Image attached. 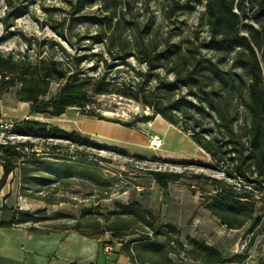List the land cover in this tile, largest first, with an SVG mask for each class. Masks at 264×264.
Returning <instances> with one entry per match:
<instances>
[{"label": "trees", "instance_id": "trees-1", "mask_svg": "<svg viewBox=\"0 0 264 264\" xmlns=\"http://www.w3.org/2000/svg\"><path fill=\"white\" fill-rule=\"evenodd\" d=\"M84 1L77 0L73 13L84 8ZM5 4L0 22L7 30L23 10L12 6L10 0ZM203 14L208 39L198 44L168 38L157 41L147 38L144 28L135 27L132 32L119 22L102 20L95 22L94 31L84 32L75 31L64 19L50 21L47 26L52 37L18 32L24 50H0V94L13 92L17 100L29 104L30 113L51 118L60 117L70 107L85 111L93 103L92 96L115 95L148 108L154 116L188 134L227 179L185 171L147 170L146 174L161 192L172 183L191 186L187 181L204 180L213 194L202 198L203 207L227 229H240L249 222L245 230L248 247L264 230V213L258 214L255 204L264 199V0H256L248 9L241 0H205ZM97 44L101 48L96 49ZM233 48L232 62L237 70L225 69L219 58L202 53V49ZM234 101L246 112L242 126L237 124ZM91 116L98 114L91 112ZM7 134L91 145L76 132L49 128L30 119L14 122ZM21 147L20 143L0 142V189L18 166ZM45 156L54 160L43 162L44 167L32 174V182L48 184L56 182L57 176L71 175L69 161L76 159L54 151ZM30 180L23 175L21 181L27 184ZM31 197L46 205L69 201L49 193ZM94 207L98 214V206ZM115 207L102 218L92 217L91 207L82 208L78 217L58 211L47 214L46 206L31 211L17 209L4 226L30 223L28 229L34 233H77L98 240L102 247L101 237L109 233L118 253L139 264H175L169 254L178 258L182 254L181 259L197 264L242 263L247 258L246 253L225 256L215 246L191 236L185 238L184 248L178 240L179 231L169 223H158L149 208L137 202L116 203ZM127 216L132 219L122 218ZM132 224L142 225L150 233L130 238L137 232Z\"/></svg>", "mask_w": 264, "mask_h": 264}, {"label": "rangeland", "instance_id": "rangeland-1", "mask_svg": "<svg viewBox=\"0 0 264 264\" xmlns=\"http://www.w3.org/2000/svg\"><path fill=\"white\" fill-rule=\"evenodd\" d=\"M10 1L12 6L23 10V13L13 20L12 26L7 30L0 22V37L8 34L0 42V50L3 52L24 50L25 47L17 34L18 32L39 38L54 36L47 26L48 22L63 19L70 21L74 30L79 32H84L86 29L94 31L95 22L102 20L104 23L119 22L132 32L135 27L144 28L146 30L145 36L157 41L168 38L173 42L190 41L198 44L208 39V27L203 14L205 0H85L84 8L79 13H73L77 0ZM255 1L241 0V4L248 9L255 4ZM5 3L6 0H0V18L4 14ZM248 21L250 22L249 19ZM95 48L99 49L101 45L97 44ZM234 51L235 48L220 51L202 49V53L219 58L225 69L237 70L233 67L232 62ZM262 72H264V63H262ZM54 91L55 85L51 88V92ZM91 99L93 103L89 104L85 111L82 112L81 109L73 108L69 114L77 113L89 117L93 112L98 116L91 117L106 119L123 125L138 126L136 127L138 131L135 132L141 133L145 138L144 156H135L120 147L89 140L85 137L81 138L90 142L91 145L72 143L67 140L27 139L5 132L4 136L0 135V142L23 145L20 148L22 156L17 161L18 166L10 174L14 188L26 202L23 206L30 211L46 206L47 214L58 211L75 217L79 216L82 208L91 207L94 209L92 217L102 218L103 214L116 208V203L137 202L141 206L149 208L155 214L158 223L165 222L173 225L179 231L178 240L182 242L184 248H187L185 235L192 232L193 219L201 217L203 214L202 198L213 194L212 187L204 180H191L187 181V184H191V186L183 183H172L165 192H161L156 183L146 174V171H185L187 174L202 173L219 179L227 178L214 167L211 161L203 166L195 164L205 163L207 157H202L197 153L194 155L192 147L185 144V141L189 142L190 140L186 133L184 139L179 138L178 140L173 138L171 131L165 134L159 133L160 137L156 136L155 138L162 137V144L158 148L152 147L150 145L151 134L161 131L159 123H163V121L161 117L154 116L148 108L135 101L115 95L92 96ZM234 106L238 112L237 124L242 126L246 121V112L239 102L234 101ZM84 126L89 130L105 131L91 119H86ZM170 128L175 132L180 130L177 126ZM112 133L118 137H129V132L126 131L123 133L125 135L120 131H113ZM49 151L76 159L69 161L72 166L71 175L57 176L56 182L48 184L35 180L32 182V174L44 167L43 162L54 160L45 156ZM23 175L30 176L29 183H22ZM231 182L238 186L236 180ZM22 191L28 195L23 196ZM48 193L64 196L69 201L46 205L43 201L31 197L32 195L44 196ZM255 204L259 209L258 214L264 213V199ZM94 206H98V214H96ZM122 218L132 219L128 216ZM69 220L71 219L69 218ZM59 222L49 221L50 224H58ZM211 227L213 229L217 225L213 223ZM133 229H136L137 232L130 238L141 237L147 231L149 232V229L142 225H133ZM220 232L223 237L229 233L225 229L216 230V234H220ZM111 241L109 233L102 235L101 242L104 248L110 249L115 245ZM93 242L96 246L97 243L92 239L85 238L84 243H82V237H72L63 245L69 247L68 254H64L61 250L62 246L59 247L60 241L53 249L49 248L47 251H50V255L54 257V264H65L64 257L74 260L75 253L81 254L82 245L88 251ZM246 244L247 242L242 244V249ZM94 253L97 255L96 264H125L127 261L126 255L117 252L107 254L102 250L97 251L95 249ZM181 256L182 254H180ZM180 257L169 254V258L175 264H197ZM132 264L139 263L132 261Z\"/></svg>", "mask_w": 264, "mask_h": 264}, {"label": "crops", "instance_id": "crops-1", "mask_svg": "<svg viewBox=\"0 0 264 264\" xmlns=\"http://www.w3.org/2000/svg\"><path fill=\"white\" fill-rule=\"evenodd\" d=\"M71 109H73V107L66 109V111L58 118H51L43 114H32L29 111V104L27 102L17 100L13 92L0 94V117H2L5 121L17 122L22 119H30L44 122L49 128H55L66 132H76L80 137L120 147L126 150L129 154L135 156H144L145 138L141 133L135 132L138 131V128H136L138 126L123 125L106 119L91 116L86 117L77 113L69 114ZM86 119L95 121V123L99 124V128L102 127L107 132L87 129L84 126ZM161 120L163 121V123H159L161 131L156 134H151L152 137H160V135H158L159 133L165 134L169 131L172 132L173 138L176 140L179 138L184 139L186 137L184 132H181L180 130H177L178 132L173 131L170 128L174 127L173 125L167 123L162 118ZM113 131H120L122 134L125 133V131L129 132V137L115 136L114 133H112ZM21 137L27 139L31 138ZM185 144L192 147L194 155L197 153L202 155V157H207L206 162L203 164H208L211 161L210 157L191 139L189 142L185 141ZM2 175L3 167L0 161V179ZM25 203V200H23L21 195L14 188L13 179L9 175L6 183L0 189V264H54V257L50 255V251H47L49 248L53 249V247L60 241L59 247L62 246L61 250H63L64 254H68L69 247L63 246L68 239L72 237H82V243H84L85 238H88L77 233L65 234L59 231L46 234L34 233L28 229L30 223H20L12 227L4 226V224L11 221L15 210H28L27 207L23 206ZM213 223H215L217 227L212 229L211 226ZM248 225L249 222H247L240 229H227L220 225L217 219L204 208L201 217H195L193 219L191 227L192 232L186 234L185 238L191 236L206 244L213 245L225 256H231L235 253L247 254L246 260L242 263L225 264H264V230H261L256 234L250 246H245L242 249V244L248 242L249 240V234H245V230ZM221 229H225L229 233H226L224 237L221 232L220 234H216V230L221 231ZM92 240L97 243L96 246H94L93 242L90 246V250L86 251L84 245H82L81 254L75 253L74 260L72 258L65 259L64 257L65 264H71L72 262L79 264L96 263L95 260L97 255L94 253L95 249H97V251L102 250L107 254L114 252L118 253V245L115 244L109 249L100 246L98 240ZM240 242H242L241 245ZM121 254L124 253L121 252ZM125 264H132V261H130L127 257Z\"/></svg>", "mask_w": 264, "mask_h": 264}, {"label": "built area", "instance_id": "built-area-1", "mask_svg": "<svg viewBox=\"0 0 264 264\" xmlns=\"http://www.w3.org/2000/svg\"><path fill=\"white\" fill-rule=\"evenodd\" d=\"M13 124H14V121H5L3 120L2 117H0V135L4 136L5 132H8L12 128ZM161 144H162L161 138H155V137L150 138V145L152 147L158 148L161 146Z\"/></svg>", "mask_w": 264, "mask_h": 264}]
</instances>
